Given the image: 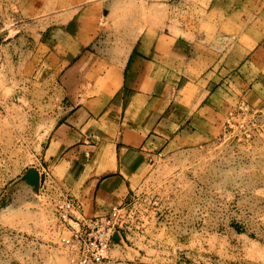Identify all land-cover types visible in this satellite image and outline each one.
Here are the masks:
<instances>
[{"label":"rangeland","instance_id":"obj_1","mask_svg":"<svg viewBox=\"0 0 264 264\" xmlns=\"http://www.w3.org/2000/svg\"><path fill=\"white\" fill-rule=\"evenodd\" d=\"M210 1L0 0V264H70L55 203L70 192L72 180L43 160L54 111L69 97L58 72L49 78L46 64L23 62L20 27L48 15L62 23L84 7L93 24L91 44L117 40L125 19L136 34L147 28L189 37L194 26L216 44L230 29L232 46L209 50L211 63L227 59L232 67L221 77H234L255 58L257 33L245 31L264 13V0ZM253 81L232 84L230 96L218 90L210 102L200 91L187 127L175 133L182 145L157 159L133 191L139 229L113 245L100 264H264V96ZM85 82L87 88L103 86Z\"/></svg>","mask_w":264,"mask_h":264},{"label":"crops","instance_id":"obj_2","mask_svg":"<svg viewBox=\"0 0 264 264\" xmlns=\"http://www.w3.org/2000/svg\"><path fill=\"white\" fill-rule=\"evenodd\" d=\"M120 10L117 15L122 14ZM89 12L81 7L62 23L48 15L18 31L26 48L21 53L23 62L46 64L49 78L58 72L64 97H69L54 111L43 160L72 180L68 194L81 202L87 217L128 199L156 160L168 154L173 144L182 145L183 136L175 133L187 127V112L200 104V91L207 92L210 102L218 90L230 96L232 84L242 86L253 79L255 90L264 96V13L245 31L257 33L255 58L241 64L234 77H221L232 67L227 59L211 63L209 49L231 47L227 43L232 41L230 29L224 30L226 40L220 38L216 44L207 34L201 37L194 26L189 37L147 28L136 34L132 21L125 19L117 40L91 44ZM239 13L242 20L244 12ZM206 68L210 70L205 76L201 71ZM89 79L103 81V86L87 88Z\"/></svg>","mask_w":264,"mask_h":264},{"label":"built area","instance_id":"obj_3","mask_svg":"<svg viewBox=\"0 0 264 264\" xmlns=\"http://www.w3.org/2000/svg\"><path fill=\"white\" fill-rule=\"evenodd\" d=\"M132 194V195H131ZM128 199L113 205L102 214L87 217L82 204L67 192L59 194L55 203L61 245L70 250V264H100L108 258L111 247L121 244L127 234L139 229L137 199L131 192ZM117 234L119 240L114 239Z\"/></svg>","mask_w":264,"mask_h":264},{"label":"water","instance_id":"obj_4","mask_svg":"<svg viewBox=\"0 0 264 264\" xmlns=\"http://www.w3.org/2000/svg\"><path fill=\"white\" fill-rule=\"evenodd\" d=\"M114 239H115L116 241H118V240H119V237H118V235H117V234H115V235H114Z\"/></svg>","mask_w":264,"mask_h":264}]
</instances>
